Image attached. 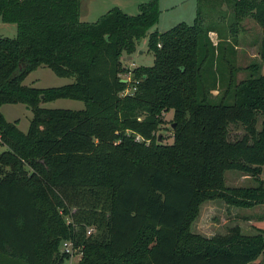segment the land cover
<instances>
[{
    "label": "trees",
    "instance_id": "trees-1",
    "mask_svg": "<svg viewBox=\"0 0 264 264\" xmlns=\"http://www.w3.org/2000/svg\"><path fill=\"white\" fill-rule=\"evenodd\" d=\"M230 2L237 19L261 26L264 62V0ZM80 11L81 0H0V19L16 25L0 35V106L32 111L23 131L0 110V264H61L65 240L80 250L77 264H248L264 251L263 228L205 236L191 224L206 199L264 203V64L236 79L232 47L230 57L214 44L198 14L146 34L159 0L94 20ZM145 35L153 63L127 67L121 55ZM41 64L74 80L23 83ZM59 97L84 107L41 105ZM170 108L173 139L164 142L156 131ZM231 123L241 135L230 138ZM227 169L258 184L227 186Z\"/></svg>",
    "mask_w": 264,
    "mask_h": 264
},
{
    "label": "rangeland",
    "instance_id": "rangeland-1",
    "mask_svg": "<svg viewBox=\"0 0 264 264\" xmlns=\"http://www.w3.org/2000/svg\"><path fill=\"white\" fill-rule=\"evenodd\" d=\"M145 0H81L80 18L83 20H94L100 14L112 6H119L125 12L133 14L138 11V3ZM86 7V8H85ZM161 9L158 21L152 25L148 32L155 29L163 31L180 20L192 22L196 14L202 19L205 25L213 30L209 36L214 44L220 42L228 46L226 54L230 57L232 47L233 63L236 68L235 78L240 79L249 76L251 71L246 66L251 63L263 65L259 53L262 29L258 22L251 16L237 19L230 0H159ZM16 34L15 23H2L0 19V35L14 36ZM123 64L132 68L139 64L151 65L154 61L152 50L148 47V36L139 39L136 49L131 53L121 55ZM130 71L122 74V78L131 77ZM73 76L57 75L51 68L41 64L30 71L23 79V83L38 86H56L72 82ZM128 87L126 91H130ZM216 93V89L212 90ZM45 107H65L78 109L84 107V101L75 98L59 97L52 100L42 101ZM0 110L8 120H18V127L26 131L32 117V111L22 102L3 103ZM164 121L156 131V134L164 142H172L171 119L173 108L163 113ZM257 127L264 118V111L257 114ZM244 131L240 123H231L229 126L230 138L241 135ZM6 145L0 142V151L6 149ZM259 177L264 185V164ZM225 184L227 186H255L258 180L255 176L239 171L237 169L225 170ZM264 203H257L250 206H238L226 203L223 199H206L199 206V213L191 224V230L205 236L215 233H224L230 226L238 224L245 234H252L257 227L264 229ZM59 250L67 253L61 264H77L80 257V250L71 248V243L62 241ZM248 264H264V251Z\"/></svg>",
    "mask_w": 264,
    "mask_h": 264
},
{
    "label": "water",
    "instance_id": "water-1",
    "mask_svg": "<svg viewBox=\"0 0 264 264\" xmlns=\"http://www.w3.org/2000/svg\"><path fill=\"white\" fill-rule=\"evenodd\" d=\"M121 81H126L127 80V78H121L120 79ZM159 138V137H158Z\"/></svg>",
    "mask_w": 264,
    "mask_h": 264
},
{
    "label": "built area",
    "instance_id": "built-area-1",
    "mask_svg": "<svg viewBox=\"0 0 264 264\" xmlns=\"http://www.w3.org/2000/svg\"><path fill=\"white\" fill-rule=\"evenodd\" d=\"M91 229H92V228H91V227H89V228H88V230H87V232H89ZM66 241H67V240H66ZM67 242H68V241H67ZM71 248H72V247H71Z\"/></svg>",
    "mask_w": 264,
    "mask_h": 264
},
{
    "label": "crops",
    "instance_id": "crops-1",
    "mask_svg": "<svg viewBox=\"0 0 264 264\" xmlns=\"http://www.w3.org/2000/svg\"><path fill=\"white\" fill-rule=\"evenodd\" d=\"M85 8H86V7H85ZM1 21H2V20H1ZM2 23H6V22H3V21H2Z\"/></svg>",
    "mask_w": 264,
    "mask_h": 264
}]
</instances>
